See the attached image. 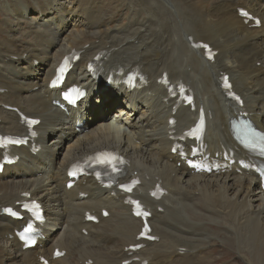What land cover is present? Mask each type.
<instances>
[{"label": "bare ground", "instance_id": "bare-ground-1", "mask_svg": "<svg viewBox=\"0 0 264 264\" xmlns=\"http://www.w3.org/2000/svg\"><path fill=\"white\" fill-rule=\"evenodd\" d=\"M56 1H6L13 18L4 16L0 25L5 31L0 37V134L25 136L17 114L5 110L8 106L40 120L34 148L30 143L27 149H11L19 161L0 175V264H40V257L50 264H213L214 239L228 244L233 239L231 245L238 244L239 250L250 244L252 253L262 250L264 257V189L258 178L239 173L236 163L218 174H195L171 155L175 139L194 123L197 112L182 106L175 110V100L158 81L165 73L172 84L190 87L195 108L207 115L206 154L227 164L224 153L237 148L231 119L247 113L264 131V0H115L109 15L95 11L89 0L87 5L86 0H69L72 8ZM241 9L260 19V26L239 17ZM196 43L210 44L217 53L214 62L192 47ZM71 51L80 59L67 79L87 95L64 114L52 105L59 92L47 86L61 57ZM100 54L107 58L99 70L109 82L97 81L87 70ZM133 69L146 78L142 89L122 84ZM224 74L241 96L242 109L220 91ZM110 112L119 125L112 123ZM171 117L175 124L169 126ZM80 122L83 129L77 127ZM63 141L67 149L55 161ZM100 150L125 158V181L140 179L133 196L150 210L148 222L158 241L145 243L137 253L128 248L136 245L141 222L131 219L125 195L84 178L65 188L67 168ZM157 186L166 195L152 200ZM28 200L43 207L46 223L44 240L22 251L13 234L22 223L5 217L2 209ZM115 203L130 218L122 212L108 226ZM102 210L108 211L107 218L101 217ZM86 213L96 216L98 224L86 223ZM108 233L113 237L109 243ZM55 249L65 255L51 260Z\"/></svg>", "mask_w": 264, "mask_h": 264}, {"label": "rangeland", "instance_id": "rangeland-1", "mask_svg": "<svg viewBox=\"0 0 264 264\" xmlns=\"http://www.w3.org/2000/svg\"><path fill=\"white\" fill-rule=\"evenodd\" d=\"M6 1H11V0H0V25H4L5 24V17H9V19L12 20L13 15L11 13V11H9V8H7L6 6ZM44 1V0H43ZM50 1V0H49ZM69 0H57V3H61L64 6L70 7L69 5ZM91 1V6L93 7V9L96 10H105L104 12L106 14H111L112 12H106V11H114V9H116V5H115V0H89V3ZM76 2V0H73V3ZM88 0H86V2H83V5H87ZM69 5V6H68ZM117 11V10H115ZM9 16H8V14ZM122 14H124L123 10H122ZM11 17V18H10ZM120 20L122 21L123 24H127L125 19L122 17L120 18ZM26 24V23H24ZM24 27H21V29H26L27 26L28 28H30L29 25H23ZM2 29L0 30V37H4V27H1ZM38 63H36L37 65ZM257 67H259V65H257ZM111 113V112H110ZM28 114V113H27ZM32 114V113H29ZM36 114H40V113H36ZM114 117V114L111 113ZM51 137L47 139V143H50L51 141ZM68 143L66 141H63V143L60 145V149H58V154L55 157V161H60L63 157V154L65 153V149H67ZM115 208L113 209L114 215L115 217L110 218L109 220V225L111 226L113 225L112 221L119 216L120 213H125V215L129 217V213L127 214L125 209L118 204H114ZM132 219V218H131ZM108 226H105L108 227ZM212 232L217 235L218 231L217 228H215V230H212ZM111 238H113L109 233L108 235L105 236V240L109 243ZM223 239H214L212 246L210 248V261L214 260L213 264H264V257L262 254V250L260 251V253H252L254 252L252 250V248H250V244L248 246V244L244 247H241L240 250L238 249V244H234V246L231 245V243L233 242L232 240H229V244L226 243L225 241H222ZM238 250L240 251L238 253ZM260 254V255H258ZM260 257V258H259ZM263 257V258H262ZM262 260V261H261Z\"/></svg>", "mask_w": 264, "mask_h": 264}]
</instances>
